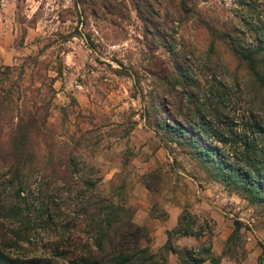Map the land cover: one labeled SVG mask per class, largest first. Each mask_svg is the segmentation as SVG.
<instances>
[{"label":"rangeland","instance_id":"1","mask_svg":"<svg viewBox=\"0 0 264 264\" xmlns=\"http://www.w3.org/2000/svg\"><path fill=\"white\" fill-rule=\"evenodd\" d=\"M150 1L151 13L139 3L153 24L136 0H0V66H16L12 79L26 89L27 106L47 104L57 137L77 142L101 192L130 209L143 227L140 244L157 264H178L184 255L164 247L177 224L195 232L171 233L180 249L206 257L195 264H264V199L251 198L240 178H215L156 124L174 122L166 116L188 123L190 106H214L224 116L214 126L264 142L263 131L250 129L254 120L264 128V86L230 42L245 48L261 40L264 0H188L194 13L187 18L174 11L175 0ZM176 62L185 74L178 75ZM164 64L172 71L167 82L158 76ZM210 86L220 102L209 105ZM62 207L57 225H37L29 241L12 234L13 220L0 218V250L68 264L54 245L86 234ZM65 220L76 225L63 228Z\"/></svg>","mask_w":264,"mask_h":264},{"label":"trees","instance_id":"2","mask_svg":"<svg viewBox=\"0 0 264 264\" xmlns=\"http://www.w3.org/2000/svg\"><path fill=\"white\" fill-rule=\"evenodd\" d=\"M140 1L144 2L147 12L153 11L150 0ZM134 3L142 19L153 24L152 17L143 11L139 0ZM173 5L174 11L184 18L194 13L188 0H175ZM230 39L233 52L246 61L249 70L264 86V69L261 67L264 36L253 47L245 48L232 41V37ZM179 65L176 62L174 67L181 76L185 71ZM15 68L11 64L0 66V218L13 220L12 234L29 241L37 225H57V220H61L59 215L63 214L61 207L67 206L75 214L72 217H78L82 222V231L86 234V238L78 241H74L73 236H65L54 245V252L64 255L68 264H157L155 254L140 244L143 227L132 219L130 209L101 192L97 185L99 178L90 170L93 166L89 170L83 167L85 160L77 154V142L68 144L57 137L53 122L49 121L47 104L36 105L32 101L34 106H27L26 89L12 79ZM22 70L23 67L20 76ZM158 71V76L166 82L171 77L168 65H162ZM188 73L186 80L194 81ZM210 89L214 90L211 86ZM216 92H210V97ZM207 102L212 104L220 100L207 98ZM209 108L211 111L206 112L201 105L190 106L193 115L186 116L188 123L166 116L174 122L162 118L156 124L163 127L169 137L187 145L215 178L227 179V182L240 178L251 198L264 199V142L259 143L255 137L238 132L232 126H214V122H221L224 116L214 106ZM250 127L253 135L255 131L264 132L256 120ZM71 220H65L61 226L76 225ZM234 226V229L240 227L239 220H235ZM177 231L183 234L195 232L191 228H179L178 224L168 231L164 247L184 252L178 264L203 261L205 256L180 249L172 242L171 233ZM76 244L80 245L78 252L75 251ZM214 261L218 262V258ZM0 264L53 263L48 256L11 255L0 250Z\"/></svg>","mask_w":264,"mask_h":264}]
</instances>
